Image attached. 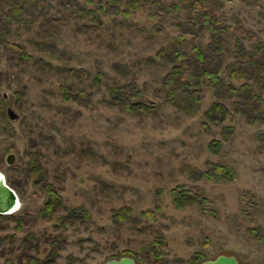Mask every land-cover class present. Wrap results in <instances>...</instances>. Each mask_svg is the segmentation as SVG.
Masks as SVG:
<instances>
[{"label": "rangeland", "instance_id": "obj_1", "mask_svg": "<svg viewBox=\"0 0 264 264\" xmlns=\"http://www.w3.org/2000/svg\"><path fill=\"white\" fill-rule=\"evenodd\" d=\"M131 1L0 0V173L21 201L0 213V264H264V125L209 123L210 88L193 113L173 104L158 57L183 38L200 68L237 64L239 41L264 69V0Z\"/></svg>", "mask_w": 264, "mask_h": 264}, {"label": "trees", "instance_id": "obj_2", "mask_svg": "<svg viewBox=\"0 0 264 264\" xmlns=\"http://www.w3.org/2000/svg\"><path fill=\"white\" fill-rule=\"evenodd\" d=\"M119 1L120 0H115L116 3H119ZM199 1L200 0H195L192 4L198 8ZM130 5L132 7L133 1L130 2ZM137 6L135 7L137 8ZM12 7L13 18L15 19V22H13L18 24L24 21V15L22 14L23 5L19 2H14ZM115 7H117L116 4ZM206 16L210 18L209 29L213 33L215 47L217 48L215 51L219 53L221 49V37L218 30L224 32L227 28L223 29L219 26L220 20L217 18V12L210 11ZM180 39L179 42L170 45V50L167 48L158 54V57L164 60L166 66H171V70L164 84L165 88L168 90L169 100L175 105L184 107L189 113H193L202 103L206 88H210L213 90L218 101L212 105L206 114V119L209 123L219 126L232 116V114L236 113L242 115L251 125L259 123L264 125V97H262L261 94H255L256 88H258L259 91H264V69L259 68L261 61L253 58L255 54L245 52L238 41L236 48L238 51L236 52L241 51L247 55L251 54L249 60H239L240 56L243 54L237 53L235 55V59L238 60L237 64H228L226 66L220 64L213 68L205 67L203 69L189 57L188 43L183 38ZM0 41L6 43L5 41H7V39L0 37ZM13 49L18 53H16L17 55L22 57L26 56L20 47H13ZM197 55L199 59H204L202 52ZM165 59L168 60L165 61ZM223 70L227 72L231 80L244 81V83L240 87L227 84L221 76ZM140 101L144 102L143 100ZM226 101L233 102V110L228 108L225 104ZM216 145L217 150H215V152H218L221 143H217ZM229 173L230 171L227 167L216 166L212 172H208V175L225 180H233L235 176L229 178ZM49 194L51 198H55L56 194L53 190L50 189ZM53 204V201L48 203L49 207L47 209L49 211H51L52 207L50 206ZM195 259V262L192 264H202L206 261L203 256Z\"/></svg>", "mask_w": 264, "mask_h": 264}, {"label": "water", "instance_id": "obj_3", "mask_svg": "<svg viewBox=\"0 0 264 264\" xmlns=\"http://www.w3.org/2000/svg\"><path fill=\"white\" fill-rule=\"evenodd\" d=\"M7 114L12 121H18L20 116L11 107L7 108ZM14 155L11 154L7 161L10 165L14 164ZM20 197L17 192L12 189L5 179V176L0 173V213L9 215L15 211L19 206ZM106 264H137L136 260L131 257H124L119 260L111 259ZM202 264H239V261L234 256H219L215 260H208Z\"/></svg>", "mask_w": 264, "mask_h": 264}, {"label": "bare ground", "instance_id": "obj_4", "mask_svg": "<svg viewBox=\"0 0 264 264\" xmlns=\"http://www.w3.org/2000/svg\"><path fill=\"white\" fill-rule=\"evenodd\" d=\"M20 206H21V201L19 202V206H18V208H17V211L19 210Z\"/></svg>", "mask_w": 264, "mask_h": 264}]
</instances>
